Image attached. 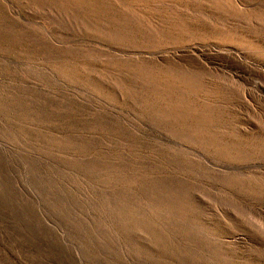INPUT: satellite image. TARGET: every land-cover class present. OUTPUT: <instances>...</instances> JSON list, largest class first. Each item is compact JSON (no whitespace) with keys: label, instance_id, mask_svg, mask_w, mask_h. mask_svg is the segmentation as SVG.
Segmentation results:
<instances>
[{"label":"rangeland","instance_id":"obj_1","mask_svg":"<svg viewBox=\"0 0 264 264\" xmlns=\"http://www.w3.org/2000/svg\"><path fill=\"white\" fill-rule=\"evenodd\" d=\"M0 264H264V0H0Z\"/></svg>","mask_w":264,"mask_h":264}]
</instances>
